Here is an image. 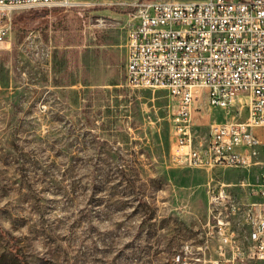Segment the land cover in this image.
<instances>
[{"label":"rangeland","instance_id":"obj_1","mask_svg":"<svg viewBox=\"0 0 264 264\" xmlns=\"http://www.w3.org/2000/svg\"><path fill=\"white\" fill-rule=\"evenodd\" d=\"M73 1L0 10L10 27L0 43V264H185L187 245L214 257L207 192L222 183L239 207L228 230L248 252L244 210L264 166H178L175 101L125 83L138 0ZM235 118L202 96L196 144Z\"/></svg>","mask_w":264,"mask_h":264},{"label":"built area","instance_id":"obj_2","mask_svg":"<svg viewBox=\"0 0 264 264\" xmlns=\"http://www.w3.org/2000/svg\"><path fill=\"white\" fill-rule=\"evenodd\" d=\"M36 5L76 7L73 0H0V10ZM9 29L0 24V43ZM125 53L127 86L164 89L176 103L171 132L178 166H264V0H138L129 14ZM202 96L207 107L238 118L212 123L207 140L196 144L193 113ZM230 186L207 192V236L216 240V255L187 245L182 253L188 264H264V175L255 184L256 200L244 210L252 237L246 253L228 230L227 218L239 210ZM182 253L175 263L183 262Z\"/></svg>","mask_w":264,"mask_h":264}]
</instances>
